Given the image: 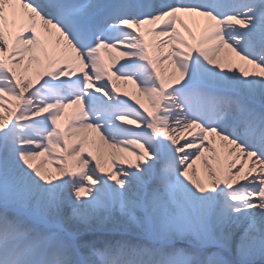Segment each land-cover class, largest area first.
Wrapping results in <instances>:
<instances>
[{"label":"snow or ice","instance_id":"1","mask_svg":"<svg viewBox=\"0 0 264 264\" xmlns=\"http://www.w3.org/2000/svg\"><path fill=\"white\" fill-rule=\"evenodd\" d=\"M0 264H264V0H0Z\"/></svg>","mask_w":264,"mask_h":264}]
</instances>
